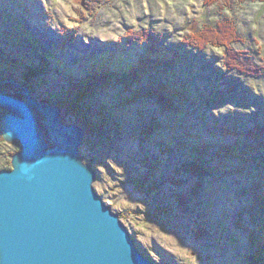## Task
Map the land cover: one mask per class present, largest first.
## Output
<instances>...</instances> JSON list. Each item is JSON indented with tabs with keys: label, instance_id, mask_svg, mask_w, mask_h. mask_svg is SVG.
Listing matches in <instances>:
<instances>
[{
	"label": "rangeland",
	"instance_id": "374dc122",
	"mask_svg": "<svg viewBox=\"0 0 264 264\" xmlns=\"http://www.w3.org/2000/svg\"><path fill=\"white\" fill-rule=\"evenodd\" d=\"M235 1L0 0V81L25 84L85 130L79 152L97 172L94 187L160 264H260L252 254L264 240L255 230L264 228V208L257 217L251 209L264 192V136L249 132L264 128V2ZM225 17L242 39L232 49L201 42L195 33ZM145 50L175 51L179 63L129 87L104 73L106 59L123 75L135 71ZM229 50L239 53L233 68ZM91 71L111 80L83 101L74 93ZM167 81L187 91L182 112L143 93ZM13 87L2 84L15 94ZM5 113L0 107V119ZM201 144L213 148L218 174L190 168L189 151ZM18 149L0 129V169L11 167Z\"/></svg>",
	"mask_w": 264,
	"mask_h": 264
},
{
	"label": "water",
	"instance_id": "95a60500",
	"mask_svg": "<svg viewBox=\"0 0 264 264\" xmlns=\"http://www.w3.org/2000/svg\"><path fill=\"white\" fill-rule=\"evenodd\" d=\"M0 107L3 138L20 144L0 169V264H160L94 187L80 125L13 78L0 81Z\"/></svg>",
	"mask_w": 264,
	"mask_h": 264
},
{
	"label": "trees",
	"instance_id": "16d2710c",
	"mask_svg": "<svg viewBox=\"0 0 264 264\" xmlns=\"http://www.w3.org/2000/svg\"><path fill=\"white\" fill-rule=\"evenodd\" d=\"M205 1L207 4H212V3H215L217 1L220 2L223 0H205ZM224 1H226L229 4V6H231L232 2L235 0H224ZM243 1L244 0H236L235 2L238 3V2H243ZM258 1L264 2V0H258ZM235 25H236V22L233 19L225 17L224 19H222V21L216 22V24L206 25L205 30L200 31V32L198 31L195 34L197 36H200L201 42H205V41H209V42L212 41L213 42L214 41L217 45L223 44V46L232 49V46L234 45L233 43L242 39L241 38L242 35H240V33L238 31H236V28L238 29V27ZM232 28H235V31H233ZM230 29H231V31H230ZM232 32L234 34H232ZM138 40H140L139 37H138ZM154 41H155V43H157L156 37L153 40V42ZM143 43H145V42H143ZM143 45H145V47H147L146 44H143ZM149 48H151V46H149ZM128 49L126 48V50H128ZM229 51H230V53L227 54V56L229 55V58H227L226 64H227V67L229 66L230 68H233L234 64H237L239 61V53L233 52V54H232L231 50H229ZM173 53L175 55H173L172 57H168V55H169L168 52L166 50H162V52L161 51L157 52V57H155L154 54L152 55L151 53H149L145 50L143 52V54L138 55V59H137L138 61L136 62V68H135L136 70L135 71H125V75H123L121 73L123 71H120V69L118 70L117 67H113L110 65L111 59H109V60L106 59L107 61L103 62L105 65V72L104 73L109 74L112 72L113 76L116 75L115 77L117 79H119V81L123 82V84L126 87H129L132 82H135V81L138 82L139 79L143 76V74L147 75L150 73L149 75H151L155 70L163 69V71H168L169 69H171V70L174 69L179 63V60H178L179 55L175 51ZM148 54H149V56H148ZM41 69H42L41 67L38 68L39 71H41ZM114 69H116V70H114ZM257 69L258 68H254V69L252 68L250 70V72H252L253 75H255V72H257V71L259 72V70H257ZM89 73H91V74H89L91 76L90 77L91 79L89 78L90 80L88 81L87 84H85L84 82L81 84H78V86L76 87L77 91H76V93H74V95H76L78 98H81L83 101H84V98L88 95V93H91L95 90H98L99 88H101V84L103 86L104 83L107 84L109 82V80H111L110 79L111 76H109L107 74H105V76H103V75L100 76L99 74H102L100 72L95 73V72L91 71ZM158 73H161V71H159ZM162 82H158L157 84L156 83L151 84L149 90L148 91L146 90L143 93H145L146 96H148V95H152V96H156V97L158 96L160 98V101L163 102V104H165L166 106H170L172 109H176V110L182 112L184 110V107H182V105H179V103L181 104V102H185L186 100L187 101L189 100L188 99L189 96L187 95V91H186L185 87L179 88L176 84H173L171 82H168V81H167V83L166 82L162 83ZM138 93H141V91H138ZM70 94H73V93H71V91H70ZM78 95H80V96H78ZM140 96H143V95H140ZM66 98H67V95H66ZM66 101L67 102H65V103L69 104L68 98L66 99ZM83 101H82V103H83ZM62 105H64V104H62ZM65 106H66V104H65ZM84 107L86 110L85 114L87 116L88 122L90 121L89 123H92L93 117L87 111L88 110L87 106L85 105ZM251 129L253 130V132H249V134L256 137V140L262 139V137L264 136V128H260L259 126H254ZM251 129H249V130H251ZM221 132H223L226 135L233 134V137L236 136L234 134L237 133L231 127L221 128ZM210 148L213 150L212 147H210V146L208 147L207 145L201 144L200 146H196V147H194V149L189 151V155L191 156V159H192V160H190V162H191L190 168H192V170L199 172V174H201V175L202 174H205V175L210 174L211 175V173L218 174L219 171L222 170V167L220 168L219 165H216V164H219V160L217 159V157H215L214 155L211 154L214 150L212 151ZM230 150L231 151L229 154L237 157V154H235L233 152V149L231 147H230ZM216 153H215L216 156L222 154L219 151H217ZM221 162L223 165L226 164V162L223 160ZM258 194H260V195L257 196ZM258 194L255 195V199L253 200V203H252L253 209H251L252 214L255 212V217H257L259 215V210L264 208V192L263 191L261 192L259 190ZM260 226L257 224V228L255 230L259 231L262 235H264V228L260 227ZM259 232H258V234H260ZM258 238H259V236H258ZM259 242H260V245L257 246L256 252L253 253L252 256L255 257V260H257L258 263L264 264V240L261 241V238H260V239H258L257 244H259Z\"/></svg>",
	"mask_w": 264,
	"mask_h": 264
}]
</instances>
